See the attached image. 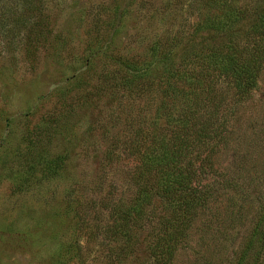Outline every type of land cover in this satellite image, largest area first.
<instances>
[{
    "label": "rangeland",
    "instance_id": "rangeland-1",
    "mask_svg": "<svg viewBox=\"0 0 264 264\" xmlns=\"http://www.w3.org/2000/svg\"><path fill=\"white\" fill-rule=\"evenodd\" d=\"M148 2L0 0V264H111V242L101 234L106 218L91 199L103 175L121 180L126 163H132L109 160L110 153L125 160L119 152L121 117L116 102L110 103L106 82L115 63L105 47L96 50L90 44L99 36L109 42V51L122 53L130 42L129 49L138 53L154 34L186 28V17L175 18L170 3ZM14 10L23 15H15L20 26L13 30ZM38 20L43 24L31 31L28 22ZM30 32L33 41L24 40ZM140 35L146 41L135 45ZM238 116L249 121L245 128H264V78ZM262 150L247 159L249 173L255 170L262 180H248L243 218L237 207L241 196L232 194V201L222 197V217L234 212L223 224L226 230L220 234L212 227L200 237L198 226L174 264L236 260L264 200ZM142 242L136 241L135 254L114 264L144 260Z\"/></svg>",
    "mask_w": 264,
    "mask_h": 264
},
{
    "label": "trees",
    "instance_id": "trees-1",
    "mask_svg": "<svg viewBox=\"0 0 264 264\" xmlns=\"http://www.w3.org/2000/svg\"><path fill=\"white\" fill-rule=\"evenodd\" d=\"M165 3L175 9V18L186 17L184 30L156 33L138 53L129 49L130 42L122 53L109 51V42L99 36L90 44L96 50L105 47L115 63L106 82L110 103L116 102L121 117L119 152L125 160L120 162L115 153L109 160L132 163H126L121 180L103 175L91 199L106 218L101 234L111 242V264L135 254L136 241L145 237L140 243L145 258L136 264H174L198 226L200 237L226 230L223 224L234 212L222 217V197L232 201V194L240 195L238 215L243 218L245 186L251 177L254 183L262 180L255 170L249 173L247 159L263 151L264 128H245L249 121L238 115L264 78V0ZM14 11L13 30L20 26L15 15H23ZM28 24L34 32L43 22ZM33 32L24 40L31 41ZM145 38L140 35L135 45ZM244 172L249 174L242 176ZM244 241L236 260L227 264H260L264 200Z\"/></svg>",
    "mask_w": 264,
    "mask_h": 264
}]
</instances>
